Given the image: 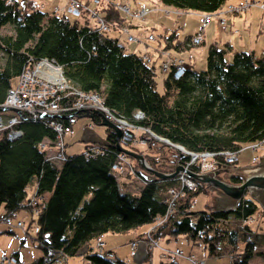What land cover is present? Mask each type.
Listing matches in <instances>:
<instances>
[{
  "label": "trees",
  "instance_id": "1",
  "mask_svg": "<svg viewBox=\"0 0 264 264\" xmlns=\"http://www.w3.org/2000/svg\"><path fill=\"white\" fill-rule=\"evenodd\" d=\"M158 1L182 11L208 14L218 11L227 0ZM100 9L107 24L120 28L124 18L116 2ZM7 25L12 26L13 34L2 35L1 29ZM173 36L165 37L166 47L172 46ZM231 50L228 43L210 45L206 68L196 71L192 65L186 66L179 78L173 77L171 66L163 92H158L153 64L121 47L116 36L91 26L86 19L39 9L32 0H0V103L27 64L54 59L71 86L101 96L108 109L131 123L188 151H236L264 140V55L255 58L252 51H236L231 60L225 59ZM72 100L70 95L67 104ZM136 112L143 115L139 121L134 120ZM92 120L101 122L97 115ZM18 126L22 136L17 139H9L7 129L0 132V220L10 217L13 224L7 227L14 228L19 219L13 218L19 210L36 213L37 233L32 243L40 255L25 264H57L60 254L66 258L82 255L88 264H129L111 251H97L93 242L108 233L135 231L158 218L164 220L153 232L154 238L169 240L182 235L194 244L202 243L209 256L229 255L231 264H248L255 244L264 242V233H257L246 222L258 208L248 196L231 213L210 208L193 211V198L205 191L204 186L198 185L196 192L179 188L183 195L168 213L161 191L177 187L176 178L143 180L139 195L121 193L111 171L121 152L108 127L106 141L95 145L100 152L89 157L83 152L67 153L57 166L40 147L42 142H55V130L43 120L23 121ZM156 141L149 139L148 143L157 150L156 164L172 160L170 151L177 149L160 141L157 146ZM133 170L139 177L136 164ZM30 184L34 185L33 206L27 196ZM18 253L12 257L24 263ZM165 256L159 264H178L177 257Z\"/></svg>",
  "mask_w": 264,
  "mask_h": 264
},
{
  "label": "rangeland",
  "instance_id": "2",
  "mask_svg": "<svg viewBox=\"0 0 264 264\" xmlns=\"http://www.w3.org/2000/svg\"><path fill=\"white\" fill-rule=\"evenodd\" d=\"M24 1L25 0H21L20 2L24 3ZM32 1L34 2L35 6H37V8L43 10L46 2L49 3L59 1V4L61 3L60 13H64L67 15V13L64 12V8L71 0ZM80 1H82V3L84 4L80 8V17L75 19H86L88 23L94 27H96L97 24L100 26L99 23H103L104 25H106V27L108 26L107 30L112 35L120 38V43L122 45H125L127 51L134 52L143 57L147 62L153 64L156 74V90L158 92H163V81L172 64L176 67V65H178L180 61L186 66L192 65L196 71L204 70L206 68V54L208 48L213 44L218 47L224 46V33L229 28L231 20L235 21V27L236 29H239L238 31L233 30V34L236 35V39L238 38L239 40L238 49L227 51V53L225 54V59L231 60L234 52L244 51L245 49L246 51L255 50V58H260L261 50L264 49V0H254V2H256L255 4L249 6L246 9L244 8V10H242L241 12L235 11L241 10L240 8H238V6L242 5L246 0H242L239 4H230L229 2L231 0H227L218 11H216L215 13L206 14L211 16L210 23H208L206 26L203 25V22L205 21V19L203 21V13L197 11H182L172 6L163 5L158 0ZM112 1L116 2V8L122 13V16L124 18L122 20V25L118 29L112 28L110 24L101 22V19L104 21V18L103 14L99 11L101 10L100 8L107 6V4ZM141 5L145 6L142 10L140 9ZM231 7H233V10H231ZM51 10V7L46 8L47 12H55ZM131 10H133L134 12H132ZM70 19L73 18L70 17ZM224 23L226 27L223 28ZM131 25L133 27L129 28V26ZM102 30L105 31L106 29ZM107 30L105 32H107ZM259 32L261 33V35L256 40L255 36ZM1 34H13L12 26L7 25L3 27L1 29ZM170 34H174L173 40L171 42L172 46L166 47L167 45L165 37L170 36ZM197 36H200V41L198 39L199 43L195 44L193 42ZM220 36L222 37L219 40ZM236 39L234 40V48H236ZM194 44L196 46H194ZM176 46L177 48H175ZM239 47H241V49ZM36 61L40 62L42 60L39 59ZM28 66H30V64H27L22 69L19 76L15 77L12 80L13 85L17 83L18 78L26 71V68ZM60 68L62 70V67ZM66 81L69 85H71L67 79ZM64 90H68L67 87H65ZM75 90L78 91V93H72L69 90L68 94H70L74 100L76 98H80L83 103H86L89 106L94 105L93 101L97 102V100L95 99L102 98L101 96H97V94H94L93 92H85L81 89L79 90L78 88H75ZM81 94L82 96L80 97ZM77 100L78 99H76L75 101ZM66 101L67 100L62 99L61 103L63 105H67ZM96 107L97 109H100V106L98 104ZM7 108H10L13 112H18V110H16L14 107ZM84 114L86 115L87 113ZM121 126L123 127L120 129L121 136L123 135V131L125 129L130 128L131 130V127L127 123L122 124ZM73 129V134H68L64 137L66 148L65 151L67 153H82L85 147L91 148L90 146H92L93 144V146H95L96 144L99 145L100 143L102 144L106 141V126H103L100 123H96L88 117L78 116L77 122L74 125ZM137 134L139 135L137 136L139 141L134 140L130 142V139H128L125 140V142H129L127 145H125V142H123V144L120 143V145L127 150H131L133 152L141 154L146 159L148 165L155 170L161 173H170V170H168L165 166H160V164L165 163L166 165H168L174 162H178L181 164L184 160H186L185 155L183 159L178 160L177 155H179L180 152L178 150L175 152L174 150H171L170 153L173 152V155L171 154L170 159L172 160L169 159L170 161H168L164 159L165 161H160L159 164H156L158 163V154L156 152L157 150L148 147L149 139L154 138H152L148 134L145 135V133ZM156 139L157 138H155V141ZM140 140H142L143 142H140ZM156 142L157 146H161L159 145L160 142ZM43 149L46 150L47 155H54V145L52 147L44 146ZM203 152L211 153L210 151L206 150ZM220 152L223 151H219V154H216V156H214L215 162L216 159L218 160L219 158V163L229 165L233 170L245 166H253L259 163L260 157L264 155V140L242 145L240 149L237 150V153H234V160L229 163L225 162L224 156H221L226 154L223 152L220 155ZM122 154V164L125 165V168L122 171L120 170L119 173L115 175L119 185V190L121 193L139 195L144 184L143 180L144 182L146 181L141 176H136L135 171L133 170L134 164L137 165L136 160L128 156L127 154ZM147 155L152 159L153 164L149 163ZM199 159L201 161L207 162L214 161L210 156L204 155L200 156ZM54 163L55 165L60 166L62 160H58L55 158ZM155 164L156 167H153ZM224 175L225 173H220L217 175V177L230 184L236 185L240 183V180L238 178L234 176H229V178H227ZM177 177L180 183L177 181L178 185L174 190V187H171L169 189L161 191V195L172 204V207L168 213L173 212L174 204H176V201L183 195L179 190V188H181V182L190 185L191 183H189L188 180H192L186 177L185 171L176 176V179ZM232 178L238 179V183H232ZM33 187L34 185L30 184L27 188V196H30V206H33L35 201L33 196ZM197 190L198 188L196 190L192 189L190 190V192H196ZM213 195H215L214 192H209L206 189L204 192L201 191L196 194L195 198H193L192 201L191 210L201 211L210 208ZM247 196L250 198L249 194L247 193L245 194L244 198ZM45 197H47L46 194ZM257 205V211L255 212L253 217L249 218L246 222H249L248 224L252 229L257 230V233L263 234L264 215L262 214V212L264 213V211L258 203ZM35 214L36 213L30 210L22 208L17 213V216H15L13 219L14 221L17 219L22 220L23 223L19 226L16 225V227L14 228H8L5 220L4 223L0 220V230H3V232L0 233V264H13L11 263L13 262L12 255L18 252L17 250H20L21 259L24 263L19 262L16 264L30 263L38 253L40 255V251L32 243V238L35 237L37 233V224L34 221ZM163 220L164 219L158 218L157 221L153 224L141 225L135 231L133 230L125 234L108 233L104 235L102 239L97 241L96 244L95 242H93L92 246H95L94 248L97 251L113 252L112 249H116L117 256L125 258L129 262V264H159L162 259L167 258V256H165L167 254H171L175 258H181L182 260L188 262L184 264H231L229 255L209 256L208 251L204 248L202 243L194 244L182 235L177 236L176 239L171 238L169 240H167V237L154 238L153 232L155 231L157 226L163 222ZM8 230H10V232H8ZM134 243L136 246H133ZM167 244H172V246L167 247ZM111 247L113 248L111 249ZM132 247L133 250H131ZM241 247H244V244H241ZM83 250V248L80 249L81 252ZM58 256L59 257L57 258V264H88L82 255L67 258L61 254ZM4 257L7 258V261H3ZM248 264H264V242H257L255 244L253 258Z\"/></svg>",
  "mask_w": 264,
  "mask_h": 264
},
{
  "label": "built area",
  "instance_id": "3",
  "mask_svg": "<svg viewBox=\"0 0 264 264\" xmlns=\"http://www.w3.org/2000/svg\"><path fill=\"white\" fill-rule=\"evenodd\" d=\"M102 1V0H101ZM254 0H246L242 5L238 6L241 10H236L235 12H241L244 10V8H248L249 6L255 4ZM84 3L80 0H71L68 2V5L64 8V12L67 13L72 18H78L80 17V8L83 6ZM124 6V5H122ZM120 6V7H122ZM145 6L141 5V10ZM233 7H231V10ZM55 12H60V8H55ZM134 12L133 10H131ZM136 14V13H134ZM205 19V21H204ZM211 16L210 15H203V25H207L210 23ZM101 22L106 23L101 19ZM226 23V22H225ZM223 25V28L226 27V25ZM100 26L97 24L96 28H98L100 31L105 32L108 29V26L104 25L103 23H99ZM107 24V23H106ZM106 29L103 31L102 29ZM200 41V36L196 37L193 43L198 44ZM194 44V46H196ZM121 47L125 49V45H122L119 43ZM191 45V44H190ZM42 61L37 62L33 61L30 63V66L26 68V71L18 78V81L15 85H12L8 88L5 99L2 103H0V132L3 129H7L8 131V138L9 139H17L22 135V130L18 126L23 121H39L43 120L46 121L56 132V140L52 145H48L46 142H42L40 144V147L43 148L44 146L52 147L54 145L55 151L54 155L49 156L46 154V158L49 161L54 162L55 158L58 160L64 161L67 157V152L65 151V140L64 137L68 134H73L74 132V125L77 122L78 116L80 117L81 114L85 117L84 113H90L92 111H98L101 113L107 120L115 124L119 129L123 128L122 124H129L131 127L129 129H125L123 131V135L120 137L119 141L121 144L125 142V140L130 139L129 141H139V136L137 133H145L150 135L152 138H157L156 140L163 142L169 146L175 147L181 154L186 156V160H184L181 165L184 168V170H191L193 172H207L209 170H212L215 168V163L219 162L216 159V162L214 160V156L216 154H219V152H211V153H205V152H192L188 151L185 148L171 143L168 139L162 138L151 132L147 128H143L142 126L136 125L134 123H131L130 121L126 120L125 118L117 115L112 110L108 109L102 98L95 99L97 102L93 101L94 105L89 106L86 103H83L80 98L77 101L74 99L71 103L67 105H63L62 99L67 100V98L70 96L68 94L69 90L74 93H78V91L75 90V88L71 85H69L66 81V78L64 76L63 70H61V66L54 60L49 58H42ZM173 66V64L171 65ZM186 70V65L179 61V64L174 66L173 69V77L179 78L181 77ZM66 83H65V82ZM65 87H67L68 90H64ZM83 94V93H82ZM80 95V97L82 96ZM95 94V93H94ZM95 96V95H94ZM98 96V95H97ZM80 100V101H79ZM79 101V102H78ZM97 104L100 106V109H97ZM7 107H14L18 112L11 111L10 108ZM9 109V110H8ZM142 113L136 112L134 114V120L139 121L142 119ZM140 142H143L140 140ZM129 142H125V145H127ZM56 145V146H55ZM85 147L83 154L86 157H89L93 155L94 153L97 154L100 152V150L95 146ZM226 151V150H225ZM224 152V151H223ZM220 152V155L223 153ZM226 155L224 156L225 162L229 163L234 160V153H237L236 151L228 150L224 152ZM232 156H231V155ZM210 156L213 158V162H207V161H201L199 159L200 156ZM123 154L120 153L116 161L112 164L111 171L117 175L119 171L124 170L125 165L122 164ZM213 165V166H211ZM120 167V169H119ZM127 169V168H126ZM179 183L178 177L176 179ZM190 185H187L183 182H181V190H196L198 188V184L192 180H188ZM175 188H173L174 190ZM163 202L168 205L167 212L170 211L172 204L167 199L163 198ZM7 223V225H12L13 221L10 217H5L3 219V222ZM23 222L18 220L15 225L19 226ZM135 243L133 244V246ZM136 246V245H135ZM133 250V247L131 248ZM13 258V257H12ZM7 258L4 257L3 261H7ZM193 260V257H192ZM58 262V260H57ZM13 264H16L17 261L15 258H13Z\"/></svg>",
  "mask_w": 264,
  "mask_h": 264
},
{
  "label": "water",
  "instance_id": "4",
  "mask_svg": "<svg viewBox=\"0 0 264 264\" xmlns=\"http://www.w3.org/2000/svg\"><path fill=\"white\" fill-rule=\"evenodd\" d=\"M94 115L101 118V125L110 128L114 132L115 148L119 152L127 154L136 160L140 170V176L145 179L146 182L153 181L156 178L162 180L174 179L185 171L178 162L168 165L165 163L160 164V166H165L170 170V173H161L150 167L141 154L127 150L120 145V129L107 120L101 113L92 111L87 113L85 117L92 120ZM177 156L178 160L184 158V155L181 153ZM220 173H225L224 176L227 178H229V176H234L240 180V183L234 185L219 179L217 175ZM185 175L197 184L203 185L209 192L215 193L210 207L215 212L231 213L236 211L246 193L249 194L250 198L255 200L264 211V155L260 157L259 163L253 166H245L233 170L229 165L217 162L215 169L203 173L186 170Z\"/></svg>",
  "mask_w": 264,
  "mask_h": 264
},
{
  "label": "crops",
  "instance_id": "5",
  "mask_svg": "<svg viewBox=\"0 0 264 264\" xmlns=\"http://www.w3.org/2000/svg\"><path fill=\"white\" fill-rule=\"evenodd\" d=\"M19 1H21V0H19ZM242 0H231L229 3L230 4H239L240 2H241ZM51 7V11H54L55 10V8L57 7V8H61V3L59 4V1H54V2H49V3H47L46 2V5H45V7H44V10L46 11V8H49V7ZM43 10V9H42ZM236 23H235V21H233V20H231V22H230V26H229V28L225 31V33H224V40H225V43H228L230 46H231V48L232 49H238V42H239V40H238V38L236 39V35H234L233 34V32L234 31H238L239 29L237 28L236 29ZM133 26L131 25V26H129V28H132ZM204 30H205V27H204ZM234 30V31H233ZM261 35V33L259 32V33H257V35L255 36V39L257 40V38L259 37ZM221 37L222 36H220L219 37V40L221 39ZM236 39V48H234V40ZM203 40H204V38H203ZM219 46H220V43H219ZM240 49H241V47H239ZM252 50H254V49H252ZM244 51H246V49L244 50ZM253 53H256L255 52V50L254 51H252ZM255 55V54H254ZM264 55V49H262L261 50V55H260V57L261 56H263ZM0 210H1V212L0 213H2V211H3V209L2 208H0ZM168 246L167 247H170V246H172V244H167ZM113 247H111V249H112ZM113 250V254L114 255H116L117 256V251H116V249H112ZM19 253H18V255H17V257L20 259V260H22L21 259V252H20V250H17ZM36 254H37V252H36ZM36 256H39V253L36 255ZM121 258H123V257H121ZM125 259V258H124ZM177 261H178V264H184V263H188L187 261H185V260H182L181 258H177Z\"/></svg>",
  "mask_w": 264,
  "mask_h": 264
},
{
  "label": "bare ground",
  "instance_id": "6",
  "mask_svg": "<svg viewBox=\"0 0 264 264\" xmlns=\"http://www.w3.org/2000/svg\"><path fill=\"white\" fill-rule=\"evenodd\" d=\"M105 21V20H104ZM107 33H110L108 30H107ZM111 34V33H110ZM117 37V36H116ZM118 38V44L120 43V41H119V37H117ZM124 45V44H123ZM125 50H127L126 48H125Z\"/></svg>",
  "mask_w": 264,
  "mask_h": 264
}]
</instances>
